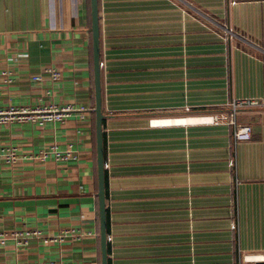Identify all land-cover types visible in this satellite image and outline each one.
<instances>
[{"label":"crops","instance_id":"0c3cea01","mask_svg":"<svg viewBox=\"0 0 264 264\" xmlns=\"http://www.w3.org/2000/svg\"><path fill=\"white\" fill-rule=\"evenodd\" d=\"M98 3L109 264L264 257V0ZM235 99L259 101L251 140L191 121ZM68 104L0 123V264H102L91 0H0V111ZM54 144L77 159L38 158Z\"/></svg>","mask_w":264,"mask_h":264},{"label":"built area","instance_id":"2783aa9c","mask_svg":"<svg viewBox=\"0 0 264 264\" xmlns=\"http://www.w3.org/2000/svg\"><path fill=\"white\" fill-rule=\"evenodd\" d=\"M232 35V32L229 31ZM102 65V63H101ZM53 80L57 81L61 78V74L55 70L50 69L49 71ZM3 74L8 75L7 72ZM41 76H35L34 80H41ZM259 101L254 99H235L231 101L228 105V111H222L219 113H214L210 115H203L199 117L200 123L204 124H211V125H228L233 128V137L235 143L240 141H247L251 140L253 137V130L252 126L249 124H241L238 122V113L242 108L245 107H253L258 106ZM86 110V107L80 106L77 107L72 104L57 106V105H50V106H39L36 108H28V107H11L10 109L0 111V123H7V122H33L40 126H44L49 122H63L64 120L70 118L75 112H83ZM191 109L188 107L186 111H190ZM7 163H15L17 162V155L15 150L6 152L4 155ZM76 151L73 148V145H69V147L65 150L61 149L58 145H52L48 150L43 151L38 158L46 161L49 158H53L57 161H69L77 159ZM231 167L236 166L235 158L230 162ZM237 224H233L232 228L236 229ZM69 234L73 231L69 230ZM42 232L40 231H33L27 232L25 235L21 232H14L12 234L13 238L17 240L20 244H26L28 239L31 236H41ZM65 236V235H64ZM61 235L59 238L63 239L64 237ZM9 239L7 234L0 233V241L3 243ZM46 242V240H45ZM240 264H264V257L256 256H244L242 258V262Z\"/></svg>","mask_w":264,"mask_h":264},{"label":"water","instance_id":"95a60500","mask_svg":"<svg viewBox=\"0 0 264 264\" xmlns=\"http://www.w3.org/2000/svg\"><path fill=\"white\" fill-rule=\"evenodd\" d=\"M93 57L95 78V113H96V141L98 166V198L100 211V229L102 239V264H109L107 242V197L105 174V145H104V118L102 110V82H101V56H100V17L98 0H91Z\"/></svg>","mask_w":264,"mask_h":264},{"label":"bare ground","instance_id":"6f19581e","mask_svg":"<svg viewBox=\"0 0 264 264\" xmlns=\"http://www.w3.org/2000/svg\"><path fill=\"white\" fill-rule=\"evenodd\" d=\"M191 121H196V122L198 121V122H199V120H191ZM191 121H190V122H191Z\"/></svg>","mask_w":264,"mask_h":264}]
</instances>
